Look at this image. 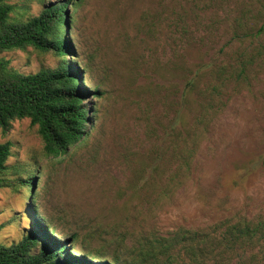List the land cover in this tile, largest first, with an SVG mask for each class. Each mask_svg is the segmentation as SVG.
<instances>
[{
    "label": "rangeland",
    "instance_id": "374dc122",
    "mask_svg": "<svg viewBox=\"0 0 264 264\" xmlns=\"http://www.w3.org/2000/svg\"><path fill=\"white\" fill-rule=\"evenodd\" d=\"M6 1L15 21L45 8L43 0ZM72 12L66 60L101 92L99 113L84 144L58 161L45 157L30 119L0 131V144H12L0 175V244L34 226L32 190L16 186L29 177L58 236L78 233L129 263L142 248L168 244L174 253L193 234L215 237L264 217V0H79ZM0 59L26 75L60 64L33 47ZM196 128L186 169L177 154L195 147ZM213 256L205 262L229 264Z\"/></svg>",
    "mask_w": 264,
    "mask_h": 264
},
{
    "label": "trees",
    "instance_id": "16d2710c",
    "mask_svg": "<svg viewBox=\"0 0 264 264\" xmlns=\"http://www.w3.org/2000/svg\"><path fill=\"white\" fill-rule=\"evenodd\" d=\"M43 3L45 8L39 16L15 21L14 5L0 0V52L33 47L60 58L57 68L27 75L8 69V62L0 59V131L7 134L14 121L30 119L38 127L45 157L58 161L70 157L89 137L99 113L95 101L101 92L86 88L84 71L66 60L73 49L65 36L79 0H43ZM244 73L242 67L240 74ZM89 99L93 101L90 105L86 103ZM197 133L196 128L192 135L195 147L186 154H177L179 160L183 158L186 169L197 153ZM11 156L12 144H0V175L8 170ZM36 181L29 177L17 182L16 186L32 190L28 214L34 226L18 242L0 244V264H207L204 258L208 255L227 258L229 264H264V217L238 220L215 237L193 234L192 238L177 241L189 247L176 248L179 250L174 253L168 244H163L162 249L152 245L136 255L130 253L134 257L131 263L120 255L109 258L104 248L94 249L78 233L61 238L54 232L35 204ZM2 183L0 178V186ZM189 241H196L197 245ZM204 244L211 247L200 248ZM76 247H80L81 253ZM118 247L122 253V243ZM162 257L166 258L163 262Z\"/></svg>",
    "mask_w": 264,
    "mask_h": 264
}]
</instances>
